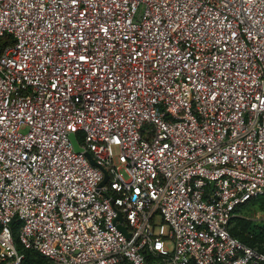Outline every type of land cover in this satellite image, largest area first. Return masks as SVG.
Wrapping results in <instances>:
<instances>
[{"label":"built area","instance_id":"built-area-1","mask_svg":"<svg viewBox=\"0 0 264 264\" xmlns=\"http://www.w3.org/2000/svg\"><path fill=\"white\" fill-rule=\"evenodd\" d=\"M261 195L264 0H0V264H264Z\"/></svg>","mask_w":264,"mask_h":264},{"label":"trees","instance_id":"trees-1","mask_svg":"<svg viewBox=\"0 0 264 264\" xmlns=\"http://www.w3.org/2000/svg\"><path fill=\"white\" fill-rule=\"evenodd\" d=\"M257 208L264 211V195L251 199L236 209V213L240 215L231 221L229 233L244 245L264 252V222H255L247 217L252 209ZM19 227L20 222L15 219L13 222L15 244L24 254L23 264H51V261L40 253L23 247L19 241Z\"/></svg>","mask_w":264,"mask_h":264},{"label":"rangeland","instance_id":"rangeland-1","mask_svg":"<svg viewBox=\"0 0 264 264\" xmlns=\"http://www.w3.org/2000/svg\"><path fill=\"white\" fill-rule=\"evenodd\" d=\"M239 215L240 214H237V216ZM247 217L255 222H264V211H261L260 208L252 209V211L249 214H247ZM51 264H55V263L51 262Z\"/></svg>","mask_w":264,"mask_h":264},{"label":"water","instance_id":"water-1","mask_svg":"<svg viewBox=\"0 0 264 264\" xmlns=\"http://www.w3.org/2000/svg\"><path fill=\"white\" fill-rule=\"evenodd\" d=\"M71 139H72V143H73V145H74L75 150H76V151H81L80 145H79V143H78V141H77V138H76V135H75V134H72V135H71ZM86 155L91 159L92 164H95V165H96V162L92 159L91 155H90L89 153H86ZM106 180H107V176H106L105 180L103 181V183H105ZM122 230H123L128 236H130V234L128 233L126 227H122Z\"/></svg>","mask_w":264,"mask_h":264}]
</instances>
